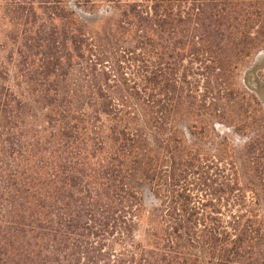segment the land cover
Listing matches in <instances>:
<instances>
[{"label": "trees", "instance_id": "16d2710c", "mask_svg": "<svg viewBox=\"0 0 264 264\" xmlns=\"http://www.w3.org/2000/svg\"><path fill=\"white\" fill-rule=\"evenodd\" d=\"M261 46L264 0H0V264H264L215 96Z\"/></svg>", "mask_w": 264, "mask_h": 264}, {"label": "rangeland", "instance_id": "374dc122", "mask_svg": "<svg viewBox=\"0 0 264 264\" xmlns=\"http://www.w3.org/2000/svg\"><path fill=\"white\" fill-rule=\"evenodd\" d=\"M103 4L98 2L96 6L86 9H101ZM66 6L73 7L68 2ZM77 10L88 17L80 8ZM231 70L226 91L221 94L215 92V96L220 98L217 101L224 104V116L220 123H216V130L237 142L241 149L254 140L264 142V46L254 55L237 62L236 68ZM225 97L229 98L227 102ZM195 133L201 135L199 127ZM241 171L248 177L251 167L244 166Z\"/></svg>", "mask_w": 264, "mask_h": 264}]
</instances>
